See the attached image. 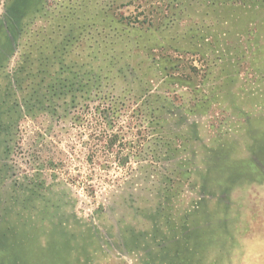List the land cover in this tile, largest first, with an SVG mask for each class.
Here are the masks:
<instances>
[{"label": "rangeland", "instance_id": "rangeland-1", "mask_svg": "<svg viewBox=\"0 0 264 264\" xmlns=\"http://www.w3.org/2000/svg\"><path fill=\"white\" fill-rule=\"evenodd\" d=\"M20 2L12 21L44 28L50 51L98 19L117 26L105 87L163 108L125 128L140 157L118 143L89 160L80 109L18 117L45 101L17 86L22 49L0 22V264H264V0H145L173 23L130 34L113 0Z\"/></svg>", "mask_w": 264, "mask_h": 264}, {"label": "trees", "instance_id": "trees-1", "mask_svg": "<svg viewBox=\"0 0 264 264\" xmlns=\"http://www.w3.org/2000/svg\"><path fill=\"white\" fill-rule=\"evenodd\" d=\"M11 2L13 5L0 22L7 31L8 39L14 44L19 41V47L22 49L15 69L17 86L26 94L25 99H31L33 94H41L39 98L46 104L41 105L39 100L34 107L27 110L28 113L18 117L20 119L24 116L36 117L44 112L54 115L61 105H66V108L70 106L63 110L67 115H70L71 107L80 109L81 114L76 116L73 114L71 119L72 123L94 131L92 139L95 146L89 151V160L94 161L100 155L115 154L114 147L118 143L121 146L117 153L123 154V159L127 162L132 157H140L133 149L134 140L126 139L125 128L131 129L134 124L144 123L145 113L154 116L152 120H155V123L160 121L157 112L162 110L163 105L156 103L145 107L138 105L133 109L129 102H120L119 97L112 95V89L105 87L108 84L104 82L110 80L112 74L118 71L113 72L114 66L111 65L112 59L116 56L111 51L116 39L122 37L117 26L104 24L103 19H98L94 30L88 29L87 26L86 30L78 35L58 34L57 42L50 51L47 48L48 40L45 39L44 28L38 32L40 34L38 36L37 31L31 27L30 20L21 25V22H18L20 26L16 27L12 20L14 17L19 19L22 2L18 3V0ZM144 3L145 0H113V7L116 10L121 6L127 8L125 13L115 15L113 21L116 25L123 24L128 34L134 31L163 29L173 21L171 17L158 20L156 10L151 16H147L149 14L145 13ZM14 8L17 13L14 12ZM35 53L37 57L34 58ZM163 99L169 103L170 97L164 96ZM60 100L62 102H59ZM160 140L164 142L167 139L161 136Z\"/></svg>", "mask_w": 264, "mask_h": 264}]
</instances>
